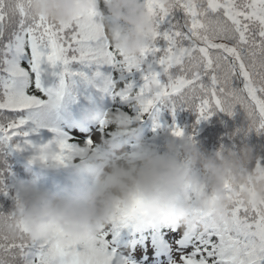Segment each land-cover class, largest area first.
<instances>
[{"label": "snow or ice", "instance_id": "obj_1", "mask_svg": "<svg viewBox=\"0 0 264 264\" xmlns=\"http://www.w3.org/2000/svg\"><path fill=\"white\" fill-rule=\"evenodd\" d=\"M144 6L155 30L137 62L110 47L94 11L58 26L35 16L29 0H0V137L29 136V124L39 127L75 81L95 79H104L103 91L124 105L132 100L125 92L144 97L135 119L153 117L157 128L162 104L173 114L182 106L196 111L197 123L217 111L232 115L239 105L257 131L264 130V0H172L170 6L144 0ZM105 69L111 72L106 77ZM136 73L140 87L127 79ZM116 84L120 91L109 87ZM53 91L57 107L51 106ZM173 135L184 131L176 127ZM49 149L40 148L38 159L47 163ZM82 150L76 141L58 140L54 162L64 165ZM146 215L136 200L117 222ZM228 217L218 224L206 220L205 232H187L193 246L184 250L182 264H264V203L249 207L237 198ZM115 258L106 233L71 237L57 228L40 241L0 238V264H115Z\"/></svg>", "mask_w": 264, "mask_h": 264}, {"label": "clouds", "instance_id": "obj_2", "mask_svg": "<svg viewBox=\"0 0 264 264\" xmlns=\"http://www.w3.org/2000/svg\"><path fill=\"white\" fill-rule=\"evenodd\" d=\"M164 2L170 6L172 0ZM29 7L58 26L96 12L110 47L137 62L155 30L144 0H29ZM109 87L121 90L120 84ZM125 94L137 107L145 100L135 92ZM51 106L57 107L54 91ZM100 118L115 137L84 146L65 183L48 187L40 174L22 181L12 209L0 215V238L40 241L57 228L71 237H98L136 200L153 219L201 233L208 230L206 220L226 222L237 198L249 207L264 203V168H257L250 147L206 154L192 141L181 148L172 139L161 151L124 111H108ZM129 140L136 143L135 151L128 150ZM43 155L54 162L56 153L49 149Z\"/></svg>", "mask_w": 264, "mask_h": 264}, {"label": "trees", "instance_id": "obj_3", "mask_svg": "<svg viewBox=\"0 0 264 264\" xmlns=\"http://www.w3.org/2000/svg\"><path fill=\"white\" fill-rule=\"evenodd\" d=\"M24 66L27 67L26 64ZM110 74V70L105 69V77ZM127 79H134L137 87L144 83L141 73H136ZM104 83V79H95L91 84L83 80L75 81L71 93L65 96L61 105L51 110L45 119L38 121L39 127L36 124H29L25 129L30 133L29 136H20L11 141L0 137V212L7 213L12 209L19 184L31 179L35 174L42 175L43 183L48 187L61 183L50 173L52 171H48L32 160L40 155L37 149L47 144L43 142V134L53 132L50 129L56 128L62 131V133L58 132L59 135H63L59 136L58 140L76 141L81 148L84 146L93 148L105 138H113L116 135L108 125L102 126L103 120L100 117L102 113L108 111H124L135 124L141 127L145 139L161 151L165 150L166 143L172 139H175L181 148L185 141H192L206 154L215 153L221 148H229L239 153L242 148L248 146L253 150L256 166L264 164V130L257 131V126L243 107L236 106L232 115L217 111L209 120L197 123L199 117L196 111L182 106L173 114L166 105L162 104L158 106L156 113L160 123V127L157 128L156 119L153 117L136 120L139 108L113 100L103 91ZM176 127L183 129V137L173 135ZM91 132H95L99 143L89 146L87 138H91ZM54 134L56 135L57 132ZM127 148L129 151H135L137 145L129 140ZM30 161L37 165H33ZM73 161H77V158ZM46 164L50 165L51 162ZM142 219L144 220L140 225L135 223L133 226L130 223L126 228L135 231L134 228L140 226L141 229L150 233V227L156 224L164 233L172 226L155 220L149 215ZM113 230L114 232L108 236L109 240L112 242L116 240L119 243L118 224ZM184 243L193 246L189 239L187 241V237L184 238Z\"/></svg>", "mask_w": 264, "mask_h": 264}, {"label": "rangeland", "instance_id": "obj_4", "mask_svg": "<svg viewBox=\"0 0 264 264\" xmlns=\"http://www.w3.org/2000/svg\"><path fill=\"white\" fill-rule=\"evenodd\" d=\"M43 135H46V136H43V139L45 137H47L46 141L52 142V140L50 139V137H52L54 135L53 133H46V134H43ZM58 135L59 134L57 133L56 136H58ZM92 136L95 138V134L94 133L92 134ZM56 141H58V139H55L51 144H46V145H52L53 150H55V148H56ZM46 145H43L42 147H44ZM42 147H40V148H42ZM39 149H37V153H39L41 155ZM75 158H76V156H74L69 162H67L64 165H73V160ZM35 159L38 160V161H41L38 158H35ZM51 164L53 166H56V163L55 162H51ZM117 224L120 225V223L116 222V223H113L110 226V229L106 232V234L108 236L114 232L113 228ZM184 234H185V230H183V229H174L173 232H171V235L170 236H171L172 243H170L168 245H164V246L166 248H168L169 250H171V253H172L171 257L173 258V260L171 262H167V264H182L180 258L184 255V253H183V251L180 250V248H178L176 246L180 243L181 238H182V236ZM107 241H108L110 247L113 248L108 237H107ZM158 245L156 244L157 248L160 247ZM113 249H115V248H113ZM153 251H154V249L148 248L146 252H143V253L139 254L138 256H135L134 258H126L127 257V252H125L124 256H122V255H119L118 257L116 256V258H115V264H121V262H123V264H130V263L132 264V261H134L135 264H148L147 260L149 258H147V257H149L151 255L150 253H152ZM119 252H121V251H119ZM163 264H165V263H163Z\"/></svg>", "mask_w": 264, "mask_h": 264}]
</instances>
